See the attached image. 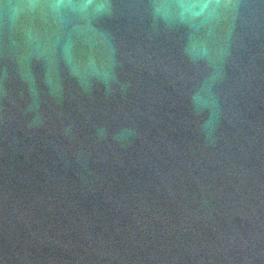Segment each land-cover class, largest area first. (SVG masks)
<instances>
[{"label": "water", "instance_id": "obj_1", "mask_svg": "<svg viewBox=\"0 0 264 264\" xmlns=\"http://www.w3.org/2000/svg\"><path fill=\"white\" fill-rule=\"evenodd\" d=\"M0 264H264V0H0Z\"/></svg>", "mask_w": 264, "mask_h": 264}]
</instances>
